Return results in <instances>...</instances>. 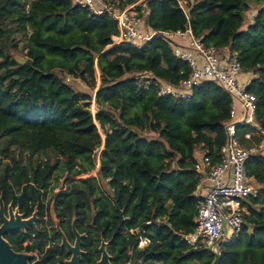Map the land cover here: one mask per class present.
<instances>
[{
	"label": "trees",
	"instance_id": "trees-1",
	"mask_svg": "<svg viewBox=\"0 0 264 264\" xmlns=\"http://www.w3.org/2000/svg\"><path fill=\"white\" fill-rule=\"evenodd\" d=\"M117 1L125 9L140 0ZM187 1L188 16L176 0H146L137 10L141 17L146 12L145 29L177 33L190 28L205 47L237 54L244 71L254 75L248 91L257 97V126H239L238 138L245 147L258 146L264 132V0H254L263 6L246 29L253 8L249 0ZM27 27L32 30L27 62L20 65L11 56L17 49L12 36ZM118 33L113 19L94 17L70 0H0V201H14L31 213L30 203L34 207L40 201L55 176L68 173L66 181L72 182L92 172L102 130L99 179L112 193V203L101 199L106 204L100 205L97 222L109 218L117 264H214L212 254L190 247L182 237L196 227V152L216 163L233 99L214 82H204L189 99L159 96L138 75L151 73L178 85L189 77V64L163 40L141 48L129 43L108 48ZM96 66L101 85L94 114L92 95L76 92L56 70L95 91ZM48 152L62 160L34 161ZM245 166L262 192L249 199L243 231L225 246L218 264H264V153ZM98 180L90 177L72 189H102ZM76 216L79 227L84 215L77 210ZM143 238L149 240L144 248Z\"/></svg>",
	"mask_w": 264,
	"mask_h": 264
},
{
	"label": "built area",
	"instance_id": "built-area-1",
	"mask_svg": "<svg viewBox=\"0 0 264 264\" xmlns=\"http://www.w3.org/2000/svg\"><path fill=\"white\" fill-rule=\"evenodd\" d=\"M70 1L75 6L86 9L94 17L107 16L117 23L119 33L112 38V45L108 48L123 43L141 48L154 40H163L170 46L176 58L189 64L191 68L189 77L178 85L165 84L155 79L151 73L138 75L142 81L146 80V84H153L159 96L189 99L193 96L194 90L204 82H214L232 97L230 117L224 125L226 142L217 153L216 163L213 162L212 156L201 150L196 152L194 166L197 180L194 197L198 207L196 227L193 233L182 237L190 247H202L207 250L215 257L214 264H218L225 246L234 242L243 231L244 215L247 214L246 204L249 203V199L258 197L262 192V187L248 175L245 164L253 155L264 153V132L258 146L245 147L240 142L237 131L239 126H257V97L248 91L253 79L248 77L242 79L246 72L237 54L226 48L205 47L202 39L196 38L190 28L177 33L145 29L143 25L146 12L142 10L141 17L137 10L145 0H140L141 3L139 1L125 9L119 7L117 0ZM176 1L187 15L189 2ZM96 125L100 128L99 124ZM101 136V146L93 151L95 169L79 178L99 179L106 139L105 133H101ZM28 156L29 153L25 152V160ZM41 160L55 162L43 157ZM67 175L68 173H65L64 176L54 177L60 180L55 191L63 186ZM147 245L149 240L143 238L140 247L144 248Z\"/></svg>",
	"mask_w": 264,
	"mask_h": 264
},
{
	"label": "flooded vegetation",
	"instance_id": "flooded-vegetation-1",
	"mask_svg": "<svg viewBox=\"0 0 264 264\" xmlns=\"http://www.w3.org/2000/svg\"><path fill=\"white\" fill-rule=\"evenodd\" d=\"M88 178L77 177L72 182L64 181L63 186L56 191L60 180L54 178L51 188L42 192L40 201L34 207L30 203L31 213L22 211L14 201L10 204L3 201L7 220H10L11 205L22 222L28 221L37 210L35 225L22 224L20 230H7L2 234L13 253L29 257V264H69L73 257H81L80 264H99L103 257L106 264H117L109 218L105 222H97L100 205L105 203L101 199L104 198L109 206L112 203V193L104 188L100 179L97 180L102 189H72L74 184ZM77 210L84 215L79 227L77 222L74 225ZM2 226L0 218V229ZM14 237L21 240L19 244L14 241ZM64 238L67 245H63Z\"/></svg>",
	"mask_w": 264,
	"mask_h": 264
},
{
	"label": "rangeland",
	"instance_id": "rangeland-1",
	"mask_svg": "<svg viewBox=\"0 0 264 264\" xmlns=\"http://www.w3.org/2000/svg\"><path fill=\"white\" fill-rule=\"evenodd\" d=\"M29 1H32V0H29ZM140 3H141V1H140ZM249 3H251L253 5V8H252V11L249 12L248 15H247V22H246V24L244 26V29H246L248 27V24H250L252 22V20L254 19V17L257 14L258 9L261 6H263V5H260V4L257 5L254 0H249ZM143 27H144V25H143ZM31 34H32L31 28L27 27L26 31L16 32L12 36V39L15 41V44L17 45V49L16 50H11V56L12 57H14L15 59H18V58L26 59L25 55H26L27 51H26L25 47L27 46V44L29 42V37L31 36ZM56 73H57L58 76L62 77L63 80L65 81V83H67L69 86H71L76 92L92 95L93 101H92L91 110H92V113L95 114L96 113V102H95L96 93L98 91V88L101 85V76H100V72H99L97 66H96V72H95L97 88H96L95 91H93L90 86H88L85 82H83L80 79H74L72 77H69L68 75L60 72L59 70H56ZM100 133L104 134L103 131H100ZM140 134L145 136V137H147V138H149V139L155 137V135L150 134V133H144V134L140 133ZM42 157L51 159L52 161L55 160V162L57 160V158H56L57 156L53 152H48L47 154H43L42 156L36 157L34 159V161H38ZM1 159H2V156H0V160ZM2 161H3V163L9 162L8 159H3ZM25 162L28 163V159H26ZM55 181H57V180H55ZM54 183H56V182H54Z\"/></svg>",
	"mask_w": 264,
	"mask_h": 264
},
{
	"label": "water",
	"instance_id": "water-1",
	"mask_svg": "<svg viewBox=\"0 0 264 264\" xmlns=\"http://www.w3.org/2000/svg\"><path fill=\"white\" fill-rule=\"evenodd\" d=\"M16 61L20 65H25L27 60L18 58ZM17 212V211H16ZM13 212L12 205L9 209L10 220H7L4 215V204L2 200L0 201V218L3 222V226L0 229V264H29V257H24L23 255L15 254L11 250L10 246L3 240L2 234L7 230H20L22 228V224L26 223L34 224L37 219V212L33 214V216L28 219L26 222H22L20 216ZM75 225V224H74ZM63 245H67L66 239H63ZM71 251V249H69ZM104 258L99 264H106ZM81 257H73L72 261L69 264H80Z\"/></svg>",
	"mask_w": 264,
	"mask_h": 264
},
{
	"label": "crops",
	"instance_id": "crops-1",
	"mask_svg": "<svg viewBox=\"0 0 264 264\" xmlns=\"http://www.w3.org/2000/svg\"><path fill=\"white\" fill-rule=\"evenodd\" d=\"M246 77L253 79L254 75L252 73H246V76H242V79H244ZM240 111H241V109H240Z\"/></svg>",
	"mask_w": 264,
	"mask_h": 264
}]
</instances>
